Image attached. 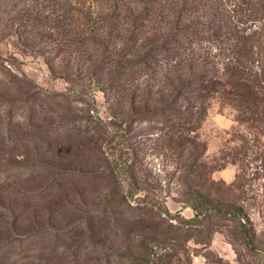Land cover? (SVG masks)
<instances>
[{"label": "rangeland", "instance_id": "rangeland-1", "mask_svg": "<svg viewBox=\"0 0 264 264\" xmlns=\"http://www.w3.org/2000/svg\"><path fill=\"white\" fill-rule=\"evenodd\" d=\"M185 1L174 30L152 31L132 19L135 0H0V264H128L147 250L154 264H264V120L251 128L235 102L209 98L184 140L173 132L187 104L172 102L180 86L200 87L199 61L186 67L197 56L264 70V47L249 65L250 47L235 46L264 41V0H215L221 27L209 32L196 30L202 5ZM191 141L203 145L208 179L245 207L263 252L249 251L233 221L211 219L208 244L193 224L178 252L153 230L135 232V209L174 229L194 218L180 166Z\"/></svg>", "mask_w": 264, "mask_h": 264}, {"label": "trees", "instance_id": "trees-1", "mask_svg": "<svg viewBox=\"0 0 264 264\" xmlns=\"http://www.w3.org/2000/svg\"><path fill=\"white\" fill-rule=\"evenodd\" d=\"M197 1L205 3H195ZM185 0H135V3L140 7L136 9L135 13L132 16L134 21L138 22H148V27L150 30H157L160 27V24L169 23L168 29L171 31L174 30V21L178 25L182 22L184 14L182 11H185L187 8V2ZM194 5H202V10L204 14L200 17L203 18V22L206 25L201 26L202 28L196 29L197 32H209L212 27L216 26L220 28L217 19L218 9L215 0H193ZM145 4V5H144ZM137 5V6H138ZM174 7V8H172ZM167 9V12L163 10ZM207 25L209 28H207ZM177 28V27H176ZM207 28V29H205ZM195 30V31H196ZM195 31H186L187 34ZM245 30H242L243 33ZM258 32H255V34ZM181 33L178 36L187 39V35ZM262 31L259 32L261 36ZM192 41H187L190 43ZM199 44V43H198ZM242 44V45H241ZM167 45H173L174 49H178L176 39L169 41ZM214 46V45H213ZM238 51L242 47L249 46L247 57L241 54L237 57L238 61H241V58L247 61V63L255 64L254 54H256L255 49L261 50L264 47V41L256 40L253 43L247 40V37L239 36L236 38V44ZM242 46V47H240ZM161 48H159L160 50ZM240 49V50H239ZM161 51V50H160ZM200 57V56H199ZM194 60L193 64L186 66L189 70H196L194 65L199 61V69L197 74L194 75V84H199L200 87L193 88L192 84L187 83L186 86H180L177 93L174 95L172 102L178 103L179 100L184 105V112L179 114V123L180 129L174 130L173 134L178 132L180 137L185 140V132L188 130V126L192 123L198 125L204 121L206 116V107L204 106L205 102L209 98H218L222 101H233L238 106V112L241 116L240 121L251 123L250 127L254 124L262 122L264 120V70L260 66L257 67V70H252L247 72L244 65L241 62L236 63L233 67L225 66L223 69L216 68L212 66L211 68L206 64V58H199ZM257 61V60H256ZM184 65L185 63L182 62ZM262 67H264L262 65ZM184 69V68H183ZM203 83V85H202ZM183 85V84H181ZM175 91H172L174 93ZM186 94H189L186 96ZM180 104V103H179ZM183 106V105H182ZM190 110V111H189ZM193 120V121H190ZM172 130V129H171ZM191 130V129H190ZM186 140L188 141L187 137ZM243 142H246L245 139H241ZM172 141V139H169ZM186 141V142H187ZM185 143V142H184ZM192 147V151L187 147V143L181 146V171L182 174V183H186L185 189L188 193L195 195V199L192 201H186L190 207L193 208L195 215L192 220L186 221L182 220L177 229H174V226L170 223H165L164 219L161 220V216L150 215L147 216V213L143 209H135L134 214L136 218L132 222V227H135V232L138 233V236L141 238L144 237L145 232L153 230L155 234H158L165 239L174 240L178 243V246H183L188 243L191 238L194 237L190 233V227L196 226L198 234L203 233L206 230L205 235L200 237L201 239H196L197 243L208 244L210 237L213 234V226L215 223H212L211 219H216L220 221H233L238 223V231L240 236L243 238L244 242L248 246L249 251L258 254L263 252V250L257 246L254 242V237L251 233L250 228L244 222L243 215L246 211L243 205H234L229 201V195L226 192L227 190L220 186V184L213 182L208 179V172L211 170V167L206 164L204 160V148L201 143L196 144V142H189ZM170 144V143H169ZM255 145H253L254 147ZM252 146L247 147V151L251 149ZM247 151H244L243 155L246 156ZM240 155L242 153H239ZM210 167V169H209ZM191 202V203H190ZM119 202H117L118 205ZM119 205H121L119 203ZM166 215H169V211L165 209ZM157 218L159 221H152V218ZM206 222H209L208 224ZM205 223L207 225H205ZM215 231V230H214ZM216 232V231H215ZM201 235V234H200ZM186 247L176 248V252ZM187 254V252H186ZM177 253L175 254V256ZM152 254L149 250L138 253L137 256L132 257L131 261L128 264H154L151 260ZM170 257L166 256L164 258L167 261ZM161 261L156 262L159 264ZM108 264H115L114 262H107ZM124 264V263H117ZM161 264V263H160Z\"/></svg>", "mask_w": 264, "mask_h": 264}]
</instances>
